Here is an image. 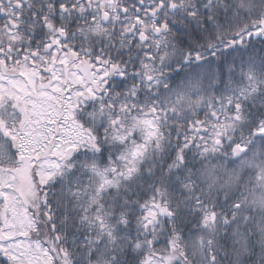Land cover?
Masks as SVG:
<instances>
[{
    "label": "snow or ice",
    "instance_id": "snow-or-ice-1",
    "mask_svg": "<svg viewBox=\"0 0 264 264\" xmlns=\"http://www.w3.org/2000/svg\"><path fill=\"white\" fill-rule=\"evenodd\" d=\"M0 264H264V0H0Z\"/></svg>",
    "mask_w": 264,
    "mask_h": 264
}]
</instances>
